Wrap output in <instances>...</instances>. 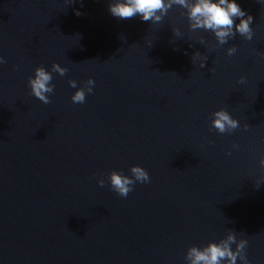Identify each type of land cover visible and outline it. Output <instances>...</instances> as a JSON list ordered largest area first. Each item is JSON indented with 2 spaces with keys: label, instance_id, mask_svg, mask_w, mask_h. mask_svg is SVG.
<instances>
[{
  "label": "water",
  "instance_id": "obj_1",
  "mask_svg": "<svg viewBox=\"0 0 264 264\" xmlns=\"http://www.w3.org/2000/svg\"><path fill=\"white\" fill-rule=\"evenodd\" d=\"M71 2L0 0V264H185L230 229L264 264V6L238 0L255 37L216 46L178 8L151 25L114 18L111 0ZM53 63L68 72L44 104L28 77ZM90 78L72 103L69 80ZM221 108L241 123L232 134L209 129ZM133 165L151 182L127 198L99 185Z\"/></svg>",
  "mask_w": 264,
  "mask_h": 264
},
{
  "label": "clouds",
  "instance_id": "obj_2",
  "mask_svg": "<svg viewBox=\"0 0 264 264\" xmlns=\"http://www.w3.org/2000/svg\"><path fill=\"white\" fill-rule=\"evenodd\" d=\"M72 0L71 3H74ZM264 6V0H257ZM174 8L181 9V16L186 17L189 31H204L211 33L217 42L216 46H224L239 37L252 41L255 37V30L252 27L254 17L248 14L238 3V0H111L109 12L114 18L127 20L138 17L142 22H150L151 25L163 23L169 12ZM76 15H81L79 11ZM238 21V22H237ZM176 38H182L183 33L179 27L172 29ZM151 41L148 42L149 47ZM199 43L206 45L207 41L201 38ZM236 46L227 49V55L233 56L237 53ZM192 62L199 61L201 69L207 66L208 56L196 51L191 57ZM7 61L0 55V65ZM68 68L62 67L59 63H53L51 70L45 66H39L34 74L28 77L30 95L37 98L44 104L51 103V96L55 93L54 73L63 77L67 74ZM246 82L241 77L239 83ZM95 80L88 79L84 86L80 87L76 80H69V85L77 89L71 97L72 103L84 104L88 95L94 93ZM209 129L215 130L218 134H232L241 127L238 119L234 118L226 108H221L209 117ZM244 131L250 126L245 124ZM234 149H239L238 144H233ZM232 155L231 151L227 153ZM260 166L264 167V153L259 160ZM130 175L123 171L113 170L108 174L107 180L101 178L98 183L103 187L110 184L111 190L122 198L135 190L137 183L147 184L151 182L149 172L140 165H133L130 168ZM264 185V178L256 182V187ZM248 239L238 238L235 230H229L223 238L212 240L204 245H193L188 248L184 257L185 264H252L248 257Z\"/></svg>",
  "mask_w": 264,
  "mask_h": 264
}]
</instances>
